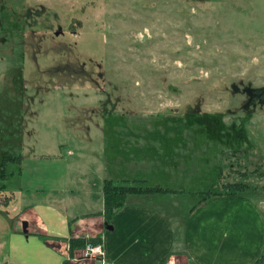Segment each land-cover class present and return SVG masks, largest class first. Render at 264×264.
<instances>
[{"label":"rangeland","instance_id":"374dc122","mask_svg":"<svg viewBox=\"0 0 264 264\" xmlns=\"http://www.w3.org/2000/svg\"><path fill=\"white\" fill-rule=\"evenodd\" d=\"M94 125L143 137L183 131L160 143L175 145L190 180L150 162L138 171L124 160L114 172L183 189L182 209L231 183L263 197L264 0H0V201L14 193L22 205L29 185L48 184L63 161L43 154ZM76 145L79 163L101 153Z\"/></svg>","mask_w":264,"mask_h":264},{"label":"crops","instance_id":"0c3cea01","mask_svg":"<svg viewBox=\"0 0 264 264\" xmlns=\"http://www.w3.org/2000/svg\"><path fill=\"white\" fill-rule=\"evenodd\" d=\"M94 127L67 143H58L59 150L55 147L43 154L53 155L52 159L61 156L63 162L52 163L48 184L29 185L22 205L14 193L0 201V264H63L65 260L66 264H99L79 258L78 248L73 249L75 254L69 253V238L79 236H100L103 258L110 264H257L259 258L264 264V195L258 199L248 192L213 194L182 209L186 191L151 181L148 186L181 191L129 193L109 221L97 214L103 210L105 179L149 182L146 173L134 175L126 171V165L127 175H114L118 166L123 170L124 160L138 171L150 162L167 177L175 173L177 183L190 180L191 168L177 167L175 145L162 141V147L160 143L163 136L173 139L183 131L146 132V137L152 135V143L144 144L147 139L138 130L105 133ZM84 142L90 147L98 145L101 153L90 152L87 161L79 163L72 146ZM108 146L110 164L103 154ZM182 150L187 151L183 155H191L188 147ZM15 155L19 157L11 162L22 164L25 158ZM18 202L17 213L7 209V204ZM178 220L180 235L176 233Z\"/></svg>","mask_w":264,"mask_h":264},{"label":"trees","instance_id":"16d2710c","mask_svg":"<svg viewBox=\"0 0 264 264\" xmlns=\"http://www.w3.org/2000/svg\"><path fill=\"white\" fill-rule=\"evenodd\" d=\"M239 183H231V187L236 188H230L225 191H218V192H212L207 193L206 196H204L202 199H205L208 195L213 194H219V193H237L240 192L239 189L242 190V188H238ZM229 186V187H230ZM240 186V185H239ZM245 186V185H244ZM246 188H249L246 187ZM171 191L170 189H164L162 187L157 186H143L141 184H132V183H116L113 182L111 179H105L103 182V210L100 212H97V214H102L106 221H109L111 217L115 214L116 210L123 205L124 200L129 193H141V192H166ZM41 237H45L44 234H39ZM90 241L92 243H99L101 242L100 236H79V237H71L69 238V253H72L73 249L75 247H83L85 242ZM102 243V242H101ZM66 260L63 262V264H66ZM262 263V258H259V261L257 264Z\"/></svg>","mask_w":264,"mask_h":264},{"label":"built area","instance_id":"2783aa9c","mask_svg":"<svg viewBox=\"0 0 264 264\" xmlns=\"http://www.w3.org/2000/svg\"><path fill=\"white\" fill-rule=\"evenodd\" d=\"M82 254L85 258L98 260L100 264H110L103 258V247L101 242L95 244L90 241H86L82 247Z\"/></svg>","mask_w":264,"mask_h":264}]
</instances>
